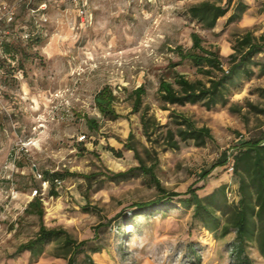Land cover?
I'll return each mask as SVG.
<instances>
[{
	"label": "rangeland",
	"instance_id": "obj_1",
	"mask_svg": "<svg viewBox=\"0 0 264 264\" xmlns=\"http://www.w3.org/2000/svg\"><path fill=\"white\" fill-rule=\"evenodd\" d=\"M82 3L86 18L73 0H0V7L13 6L17 12L15 26L0 25V44L17 47L14 57L0 55V264H67L53 256L58 243L47 245L37 258L29 253L11 258L42 225L86 242L76 264H86V255L95 264H264L253 244L237 258L231 249L234 234L208 232L179 198L169 209L140 214L136 204L162 197L147 177L120 183L106 179L139 165L124 149L131 132L136 142L150 146L140 114H132L130 97L143 86V106L162 125L176 112L197 127L210 128L213 136L203 148L193 142L181 145L180 151L154 145L161 186L178 194L197 189L201 197L220 184L234 191L238 181L228 172V156L249 140H264V75L254 69L249 78L237 79L229 106L211 111L201 104L163 110L157 90L161 80L173 82L177 76L208 82L175 52L190 50L194 33L205 48L218 50L228 70L234 39L249 31L264 33V0H257L247 27L226 25L227 16L215 31L203 30L189 17L187 10L196 1ZM43 4L46 10L36 11ZM23 33L30 37L24 39ZM103 88L115 97L116 120L104 118L96 108L95 96ZM90 119L97 129L88 127ZM82 136L86 139L79 141ZM92 174L98 177L84 179ZM48 180L45 189L42 183ZM35 190L41 196L32 197ZM34 199L41 203V218L25 212Z\"/></svg>",
	"mask_w": 264,
	"mask_h": 264
},
{
	"label": "trees",
	"instance_id": "obj_2",
	"mask_svg": "<svg viewBox=\"0 0 264 264\" xmlns=\"http://www.w3.org/2000/svg\"><path fill=\"white\" fill-rule=\"evenodd\" d=\"M191 1L197 3L188 8L189 17L203 30L208 31H215L218 22L228 15L226 25L239 21L249 8L244 0ZM191 38L190 50L176 48L175 52L181 62H191L201 75L208 78V82L201 80L192 82L184 76H177L173 82L161 80L157 94L164 104L163 110H168L167 107L197 104H201L208 111L217 107L226 108L230 104L231 92L236 88L237 79L249 78L254 74V69H259L261 75H264V33L255 36L249 31L234 39L233 54L228 57V70L224 69L218 50L205 48L203 40L196 33L192 34ZM15 47L3 41L2 54L14 57V51L17 50ZM144 96H146V91L143 86L132 92L130 95L133 100L132 114H140L142 133L150 146L136 142L131 132L124 144V149L133 153L139 165L126 172L108 174L107 181L120 183L145 176L150 184L158 189L162 197L155 201L136 204L135 207L140 214L151 210L169 209L171 201L179 198L180 205L192 210L193 220L199 222L208 232L220 234L222 237H226L231 232L234 234L231 249L237 258H243L247 246L253 244L264 259V140H249L233 153V174L238 181L237 202L228 200L227 185L215 188L204 197L199 196L198 190L192 188L185 194L167 192L155 175L158 160L155 157L154 145H159L164 150L180 151L181 145L193 142L195 147L203 148L208 141H212L213 136L210 128L197 127L184 114L176 112H171L169 122L162 125L155 115L150 113V108L143 106ZM114 100L115 97L109 88H103L95 96L96 108L104 118L109 120H116L120 117L112 108ZM259 113L262 112L259 111ZM87 125L91 129L98 128L97 122L92 119L87 120ZM112 152L116 153L118 158L122 155L121 152L114 150ZM147 162H151V165L148 166ZM215 167L217 165L212 166L211 170ZM209 172L204 173L203 177H206ZM97 177L92 174L85 176L84 179L91 182ZM51 193L52 196H57L53 190ZM25 212L35 213L41 218L43 211L40 201L34 199L29 203ZM51 243H58L53 256L66 260L67 264H76L77 256L85 254L86 242L78 243L63 229H48L42 225L37 235L19 245L11 258H18L24 253H29L32 258L40 257L44 254L45 247ZM97 251L96 249L91 250L92 253ZM85 260L86 264H95L89 255L85 256Z\"/></svg>",
	"mask_w": 264,
	"mask_h": 264
},
{
	"label": "built area",
	"instance_id": "obj_3",
	"mask_svg": "<svg viewBox=\"0 0 264 264\" xmlns=\"http://www.w3.org/2000/svg\"><path fill=\"white\" fill-rule=\"evenodd\" d=\"M75 3H77V6L79 8V15L82 18H86L87 16V12L86 9L84 8V4L82 3V5L80 6L79 3H81V0H73ZM46 10V5H41L39 7L38 10L36 11H45ZM36 11H33V13H35ZM16 9L13 6H1L0 7V25L4 24L7 27H11L13 26V24L16 21ZM24 39H28L30 37L29 34L23 33L22 36ZM86 139L85 136H82L79 138V141H84ZM227 168H228V172L233 173L234 171V157L233 154L229 155L227 158ZM40 179H42L41 176H39ZM54 183L56 184V186H61L62 182L58 181V180H54ZM43 188H48L49 186V180L48 181H43L42 183ZM37 196H41L40 194V190H35L32 194V197H37ZM227 196H228V200L230 202H237L238 200V195L236 193V191H231L229 188L227 189Z\"/></svg>",
	"mask_w": 264,
	"mask_h": 264
},
{
	"label": "crops",
	"instance_id": "obj_4",
	"mask_svg": "<svg viewBox=\"0 0 264 264\" xmlns=\"http://www.w3.org/2000/svg\"><path fill=\"white\" fill-rule=\"evenodd\" d=\"M244 2L248 5V10H247V12L243 15V17L239 20V21H237V22H235V23H238V24H240V25H242V26H245V27H247L248 25H250V23H252V20H251V12L253 11V9H254V6H255V4H256V2H257V0H244ZM228 17H229V15H228ZM251 21V22H250ZM1 45H2V43L0 44V54L2 55V51H1ZM221 185H224V184H220L219 186H221ZM226 185V184H225ZM237 188H238V185L236 184V185H234V191H236L237 190ZM215 188H213L212 189V191L214 190ZM211 191V192H212ZM211 192H209V193H211ZM207 195V194H206ZM30 202H32L31 200L29 201V202H27L28 203V205H29V203Z\"/></svg>",
	"mask_w": 264,
	"mask_h": 264
}]
</instances>
